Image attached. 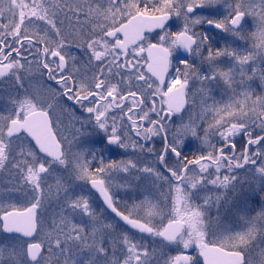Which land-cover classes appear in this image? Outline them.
<instances>
[{
	"label": "snow or ice",
	"instance_id": "snow-or-ice-1",
	"mask_svg": "<svg viewBox=\"0 0 264 264\" xmlns=\"http://www.w3.org/2000/svg\"><path fill=\"white\" fill-rule=\"evenodd\" d=\"M0 264H264V0H0Z\"/></svg>",
	"mask_w": 264,
	"mask_h": 264
},
{
	"label": "flooded vegetation",
	"instance_id": "flooded-vegetation-1",
	"mask_svg": "<svg viewBox=\"0 0 264 264\" xmlns=\"http://www.w3.org/2000/svg\"><path fill=\"white\" fill-rule=\"evenodd\" d=\"M258 84H259V82L257 81L256 84H255L254 86L258 88Z\"/></svg>",
	"mask_w": 264,
	"mask_h": 264
},
{
	"label": "rangeland",
	"instance_id": "rangeland-1",
	"mask_svg": "<svg viewBox=\"0 0 264 264\" xmlns=\"http://www.w3.org/2000/svg\"><path fill=\"white\" fill-rule=\"evenodd\" d=\"M217 98H219V96Z\"/></svg>",
	"mask_w": 264,
	"mask_h": 264
}]
</instances>
